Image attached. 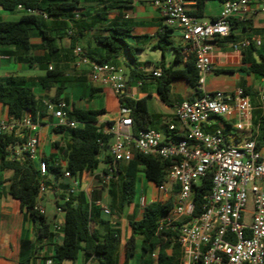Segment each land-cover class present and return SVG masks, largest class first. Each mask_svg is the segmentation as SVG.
Returning a JSON list of instances; mask_svg holds the SVG:
<instances>
[{
	"label": "built area",
	"instance_id": "2783aa9c",
	"mask_svg": "<svg viewBox=\"0 0 264 264\" xmlns=\"http://www.w3.org/2000/svg\"><path fill=\"white\" fill-rule=\"evenodd\" d=\"M152 1L166 26L180 31L184 43L182 56L192 58L199 72V94L177 107L176 118L184 131L182 139L164 141L162 134L153 128L134 135L130 110L120 102L127 98L128 80L124 70L109 62L91 60L82 47H75V66L78 69L87 67L92 81L109 88L120 102V117L100 130L102 135L113 137L109 148L111 160L104 171L94 174L93 179L98 181L99 188H108L118 177V163L130 161L135 154L168 161L167 182L157 189L165 198L172 195L176 186L179 192L173 210L159 221V231H179L183 264H264V144L258 147L254 140L232 143L225 128L209 129L212 119H221L231 127L233 135L249 130L254 107L243 89L232 93L205 89V76L214 71V42L231 35L233 20H242L245 14L264 15V0L226 1L222 3L219 17L211 22H199L188 12L184 0ZM26 13L47 18L38 10L26 9ZM252 44L259 46L261 41L246 38L232 43V48L242 55ZM161 75V71L152 73V77ZM142 84L143 80L136 81L137 87ZM261 98L264 99L263 94ZM44 109L55 119L54 128L75 129L79 125L70 118L61 100H47ZM41 127V120L29 113L20 119H0V138L7 135L16 139L7 158L10 161L27 158L39 170L42 178L39 199L46 191L45 181L49 174L46 161L37 159ZM168 129L174 132L177 126L171 124ZM55 164L66 165L65 161ZM208 174L212 175L211 188L204 197L202 212L194 216L195 186ZM64 177L70 181L68 193H76L80 188L78 180L69 172H65ZM139 202L142 209L148 204L144 196ZM96 205L105 215H111L104 202L97 201ZM56 210L63 214L61 208ZM63 224L64 219L55 223V239L64 235ZM153 257H157L156 252ZM45 264L56 262L50 258Z\"/></svg>",
	"mask_w": 264,
	"mask_h": 264
},
{
	"label": "crops",
	"instance_id": "0c3cea01",
	"mask_svg": "<svg viewBox=\"0 0 264 264\" xmlns=\"http://www.w3.org/2000/svg\"><path fill=\"white\" fill-rule=\"evenodd\" d=\"M184 2L190 14L198 15L195 18L199 22L216 20L222 8L220 0H206L200 11H198L196 0H184ZM113 3H117V5L110 7ZM106 4L109 7H106ZM23 15H27V13L26 8L22 5H19L14 11L0 8V21H16ZM234 23L236 25L233 28V34L237 38L236 41L252 38L260 39L261 44L259 46L255 44L252 54L248 53L245 56L247 59L245 64L242 63V55L232 48V43L236 41L216 44L212 53L214 71L205 76V89L208 92L223 93H232L239 88L243 91L245 89L254 106L257 104V100L262 99L264 78L250 72L249 61L251 59L260 61V56L264 57V15L245 14L242 20L238 19ZM44 25L45 29L57 39L59 48L58 52L48 61V67L61 70L64 72V76L72 78V81L64 84L53 83L48 89H45L36 81V78L45 74L46 65L37 62L31 65L20 62V59L29 57L35 59L49 57L48 51L42 47L43 41L37 30L31 31L30 50L28 51L16 46L0 47V78L13 76L30 79L26 86L33 89L40 101V109L35 116L41 120L42 124L37 159L53 157L54 161L64 163L62 154L55 144L61 142L66 133L58 132L59 128L53 127L55 119L44 109V103L47 100L53 101L58 86L62 85L63 87L59 99L66 104L69 115L73 108L105 109L106 114L99 118V122L103 125H107L109 122L113 123L120 117V102L115 94L109 88L93 82L87 67L78 69L74 64L73 56L74 48L80 46L90 59H103L105 50L97 38L108 35L109 30L114 27L123 28L129 32L126 41L131 47L135 59V61H131L126 50H122L116 59L109 62L124 70L128 80L127 98L135 101L146 100L150 113L158 116L156 128L153 129L162 134L164 141H175L172 136L183 135V128L176 118L177 107L184 100L195 99L199 93L185 79H176L170 86L172 103L167 105L160 100L158 84L152 77V73L154 71L162 72L163 68L182 70L186 67L187 59L181 56V62H175L176 50H180L184 44L181 33L177 29L166 26L152 0H81L80 10L76 11L73 16L48 19ZM161 36H164L168 41L163 50L160 48ZM133 70L143 78L141 87H137V80L130 78ZM8 118L11 117L8 115L7 107L0 104V119ZM171 124L177 126L174 132H170L168 129ZM219 126L225 128L219 119H212L209 129L212 130ZM227 135L232 143L245 140H238L231 130ZM62 166L64 167L65 164ZM100 171L103 169L96 173ZM94 174L83 179L81 190L85 191L87 195L89 194L91 204L99 209L94 212V217L97 220L109 221L111 227L121 230L122 256L126 240L132 234L128 215L135 216L138 210L139 217H135L136 220H140L143 209L140 207V202L134 199L131 204L126 205L128 207L126 220L110 218L112 213L109 216L105 215L96 202L102 201L110 206L109 189L99 188L98 181L93 179ZM12 175V171L0 169V264H45L46 260L52 258L54 254V244H61L63 236L55 239L54 235L49 243L38 240L35 224L27 214L26 208L9 193ZM147 182L148 188L142 190V196L147 199L148 204L157 201L166 202L172 197L176 200L177 195L174 196L172 193L169 198H165L158 189L157 191L153 189V186L157 187L154 183L148 180ZM45 203H49L55 208L54 221L51 226V231L54 234L55 223L64 219L63 214L57 213L54 190L46 189L38 200V206L47 216V208L43 207ZM94 228L101 237L106 233V225L99 221ZM171 251L170 248L169 252ZM79 258L83 260V264L93 263V261L87 262L82 255ZM65 263L73 264L68 260L61 264Z\"/></svg>",
	"mask_w": 264,
	"mask_h": 264
},
{
	"label": "trees",
	"instance_id": "16d2710c",
	"mask_svg": "<svg viewBox=\"0 0 264 264\" xmlns=\"http://www.w3.org/2000/svg\"><path fill=\"white\" fill-rule=\"evenodd\" d=\"M198 11L201 10L206 0H196ZM222 3L232 0H220ZM81 0H0V8L6 11H14L19 5L26 9L38 10L47 15V18L39 14H27L21 16L16 21H0V47L16 46L24 51L30 50V35L32 30H37L42 38V47L48 51L49 57L45 59L25 58L20 59L22 63L45 64V74L36 78L40 85L48 89L53 83L64 84L72 81V78L64 76V72L57 68L48 67V61L58 52L57 39L45 29V21L48 19H59L71 17L80 10ZM113 3L110 7L116 6ZM106 7H109L107 4ZM198 17L197 14L191 13ZM231 24L232 33L227 38L216 39L214 42L236 41L233 34L235 23ZM128 31L123 28L114 27L109 30L108 35L97 38L98 42L105 50V57L95 60L99 63L111 62L116 59L122 50H126L131 61H135L131 47L126 41ZM168 43L164 36L160 37V48L163 50ZM255 44L242 52V63H247L245 56L252 54ZM182 48L176 50L175 62H181ZM250 72L264 78V57L260 56V61L251 59ZM132 80H143L135 70L130 76ZM158 84V95L160 100L170 105L171 83L176 79H185L189 85L197 90L199 72L196 70L194 60L187 59L186 67L182 70L172 68L162 69L160 77H153ZM30 79L24 77L0 78V104L7 107L8 115L14 119H20L25 113L36 116L40 109V101L33 92V89L26 86ZM95 91V90H94ZM198 91V90H197ZM63 87L58 86L53 101L60 100ZM244 94L249 93L244 89ZM264 94V89H263ZM124 108L130 110L129 116L132 119V132L137 135L139 131L156 128L157 115L150 113L147 102L144 99L132 100L124 98L121 101ZM252 113V127L235 133V137L245 140H254L258 147L264 144V99L254 106ZM106 114L105 109L84 110L73 108L70 118L79 123L75 129L60 127L58 132H65L66 136L61 142L55 145L62 154L66 165H56L53 157L44 158L48 164V177L45 181L46 189L54 190L56 207L63 210V240L60 244H54V254L52 258L56 264L68 260L76 264L79 256L93 261L96 264H131L135 259L138 247L140 258L138 264H183L181 247L179 245V231L162 230L159 231V221L170 213L175 207V198H170L166 202H151L145 206L140 220H136L134 215H128L129 226L132 234L126 240L124 249V260L121 263V230L111 227L110 222L94 217V212L99 211L94 207L85 191L81 190L83 179L92 176L97 171L105 170L110 162L111 156L109 148L113 142L112 136H104L100 132L103 124L99 118ZM225 126V133L230 130V126L220 119ZM112 125V122L108 123ZM173 139H182V136H172ZM16 143L13 136H3L0 138V169L13 172L10 180L9 193L26 208L27 214L35 224V229L39 241L51 242L54 234L51 231V224L44 212L38 209V200L42 178L36 164L27 158H20L10 161L7 158L9 148ZM170 163L160 158L146 157L135 154L130 161L118 163V177L108 187L110 197V209L113 215H120L126 205L131 204L136 196V186L138 175L142 172L145 178L156 186L167 182V171ZM65 172H69L73 178L79 182V190L74 194H69L70 181L64 177ZM211 174L201 179L200 184L195 186V212L198 216L202 212L204 197L211 188ZM179 188H174L173 194L176 196ZM106 225V233L101 237L94 228L97 222ZM171 248V252L169 249ZM157 253L154 258L153 254Z\"/></svg>",
	"mask_w": 264,
	"mask_h": 264
},
{
	"label": "rangeland",
	"instance_id": "374dc122",
	"mask_svg": "<svg viewBox=\"0 0 264 264\" xmlns=\"http://www.w3.org/2000/svg\"><path fill=\"white\" fill-rule=\"evenodd\" d=\"M139 56V55H138ZM261 101H262V99H259V100H257V103H261ZM223 126H224V124H223ZM143 181V182H142ZM147 180L145 179V176H144V174L142 173V172H140L139 173V175H138V182H137V186H136V198H135V201H140V198H141V196H142V190L144 189V190H147V188H148V185H147ZM153 189H155L156 191H157V187H155V186H153ZM43 207H45V208H47V219H48V221L50 222V224L51 225H53V221H54V212H55V208L51 205V204H49V203H45L44 205H43ZM127 212H128V207H126L125 209H124V211L120 214V215H111L110 216V218L112 217H114L115 219H118V220H120V219H125L126 220V218H127ZM135 216L138 218L139 217V211L137 210V212L135 213ZM245 221H247V219L245 218ZM139 258H140V249H139V247H138V251H137V254H136V257H135V259L132 261V263L131 264H138V262H139ZM123 259H124V254H123V252H122V256H121V262L123 261ZM66 264V263H65ZM76 264H83V260L81 259V258H79L77 261H76ZM89 264H96L95 262H93V263H89Z\"/></svg>",
	"mask_w": 264,
	"mask_h": 264
}]
</instances>
